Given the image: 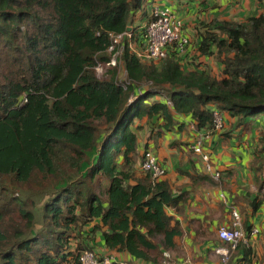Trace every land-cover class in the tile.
<instances>
[{"label":"trees","instance_id":"obj_1","mask_svg":"<svg viewBox=\"0 0 264 264\" xmlns=\"http://www.w3.org/2000/svg\"><path fill=\"white\" fill-rule=\"evenodd\" d=\"M147 2L0 0V264H81L86 251L158 264L184 239L168 213L183 196L142 170L135 121L169 127L189 115L214 130L215 111L238 124L264 115V12L200 24L197 56L220 61L217 75L183 66L191 42L160 62L125 42L126 81L116 68L98 78L110 34ZM144 42L136 34L135 46ZM231 257L264 264L244 240Z\"/></svg>","mask_w":264,"mask_h":264},{"label":"crops","instance_id":"obj_2","mask_svg":"<svg viewBox=\"0 0 264 264\" xmlns=\"http://www.w3.org/2000/svg\"><path fill=\"white\" fill-rule=\"evenodd\" d=\"M155 4L169 6L184 21L191 46L182 61L183 66L188 70L205 69L213 75L221 72L223 65L214 57L198 58L200 24L216 19L244 21L264 12L258 0H148L144 9L147 12L138 13L132 25L137 35ZM226 6L229 12L225 17L222 8ZM222 115L224 125L221 130H199L189 115H175L174 124L169 127L163 119L155 124L148 118L134 123L141 126L139 133L143 135L139 140L140 153L151 150L167 169L165 179L170 182L173 195L183 196L178 209H168L184 232V239L178 242L179 250L173 253L196 254L191 256L195 261L192 264H217L212 257L216 248L228 247L220 241L218 231L222 226L233 227L235 213L240 217L244 243L258 255V260L264 256V115L249 118L241 124L226 113ZM199 140L211 155L209 172L201 157L190 149L191 144ZM216 173L218 178L214 176ZM99 251L105 252L102 247ZM170 254L174 257L172 252ZM104 256H113L129 264H152L133 260L123 253Z\"/></svg>","mask_w":264,"mask_h":264},{"label":"built area","instance_id":"obj_3","mask_svg":"<svg viewBox=\"0 0 264 264\" xmlns=\"http://www.w3.org/2000/svg\"><path fill=\"white\" fill-rule=\"evenodd\" d=\"M184 21L179 14L172 10L169 6L155 4L152 7L148 21L141 27L138 34H141L144 39V45L141 49L137 48L134 44L136 37V29L129 26L130 30H126L123 34H110L111 43L108 47V52L112 54V59L106 64H99V68L103 66L115 68L122 63V55L125 49V42L128 43L129 48L136 53L142 62H160L163 61L169 53V48H173L175 52L185 54L187 47L190 44V39L185 33ZM170 104V103H169ZM214 130H221L224 125V118L219 111L214 112ZM190 149L199 155L204 164H206L207 171H211V155L203 149V142L201 140L191 144ZM142 161V170L151 175L154 181L165 178L167 169L160 164L157 157L151 150L144 152ZM216 178L219 174L214 175ZM263 188L264 194V165L262 168ZM240 217L234 214V224L230 228L222 226L218 231L220 241L229 247H218L216 253L221 257L222 263L227 264L231 256V250H235L238 244L244 239V234L241 229ZM81 264H129L125 261H118L113 256H99L94 252L86 251L81 254ZM161 264H192L191 261L176 262L169 252L164 253V259Z\"/></svg>","mask_w":264,"mask_h":264},{"label":"rangeland","instance_id":"obj_4","mask_svg":"<svg viewBox=\"0 0 264 264\" xmlns=\"http://www.w3.org/2000/svg\"><path fill=\"white\" fill-rule=\"evenodd\" d=\"M227 7L228 6H226L225 8H222L225 17L227 16V13L229 12V10H226ZM196 10L197 11H201L199 9H196ZM199 17H201V16H199ZM199 17H197L196 20H198ZM239 19H241V18H239ZM243 19H246V18L243 17ZM112 68L113 67H107V66H103V68H99L98 72L96 71V74H97L98 78H100V79H108L110 77V71L113 70ZM115 68L117 69L119 80L124 83V81H126V71H125L123 65H119V66L117 65ZM140 139H143V135L142 134H140ZM174 252H176V251H174ZM172 254L174 255L173 259L176 262H184V261H191L192 263L195 262L191 256H194L196 254H192L191 256H187L188 255L187 253H185L184 255H179L178 253H173L172 252ZM180 257H183V258H180ZM212 257H214V260H215V261H213L214 263L216 262L217 264H223L221 257H219V255L217 253L214 254V256H212ZM231 258L232 257H230V259L227 262V264H230ZM177 259H179L180 261H178ZM263 259H264V256H263Z\"/></svg>","mask_w":264,"mask_h":264},{"label":"water","instance_id":"obj_5","mask_svg":"<svg viewBox=\"0 0 264 264\" xmlns=\"http://www.w3.org/2000/svg\"><path fill=\"white\" fill-rule=\"evenodd\" d=\"M127 30L129 31V30H130V28L128 27V28H127Z\"/></svg>","mask_w":264,"mask_h":264}]
</instances>
